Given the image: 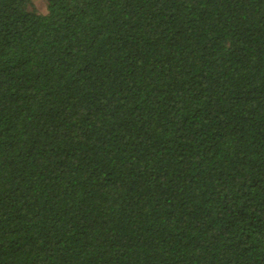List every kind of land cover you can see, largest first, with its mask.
Segmentation results:
<instances>
[{
  "label": "trees",
  "instance_id": "1",
  "mask_svg": "<svg viewBox=\"0 0 264 264\" xmlns=\"http://www.w3.org/2000/svg\"><path fill=\"white\" fill-rule=\"evenodd\" d=\"M0 0V264H264V0Z\"/></svg>",
  "mask_w": 264,
  "mask_h": 264
},
{
  "label": "rangeland",
  "instance_id": "2",
  "mask_svg": "<svg viewBox=\"0 0 264 264\" xmlns=\"http://www.w3.org/2000/svg\"><path fill=\"white\" fill-rule=\"evenodd\" d=\"M29 9L36 10L38 13H46L47 0H30Z\"/></svg>",
  "mask_w": 264,
  "mask_h": 264
}]
</instances>
